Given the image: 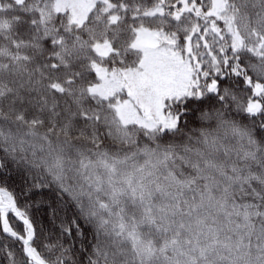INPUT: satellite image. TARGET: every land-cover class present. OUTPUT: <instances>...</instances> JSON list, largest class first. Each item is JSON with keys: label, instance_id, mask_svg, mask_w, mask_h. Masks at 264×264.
I'll use <instances>...</instances> for the list:
<instances>
[{"label": "snow or ice", "instance_id": "snow-or-ice-1", "mask_svg": "<svg viewBox=\"0 0 264 264\" xmlns=\"http://www.w3.org/2000/svg\"><path fill=\"white\" fill-rule=\"evenodd\" d=\"M0 264H264V0H0Z\"/></svg>", "mask_w": 264, "mask_h": 264}, {"label": "trees", "instance_id": "trees-1", "mask_svg": "<svg viewBox=\"0 0 264 264\" xmlns=\"http://www.w3.org/2000/svg\"><path fill=\"white\" fill-rule=\"evenodd\" d=\"M37 218L40 220L41 224L47 229L48 227H51V225L48 222V219L46 216L42 214H37Z\"/></svg>", "mask_w": 264, "mask_h": 264}]
</instances>
